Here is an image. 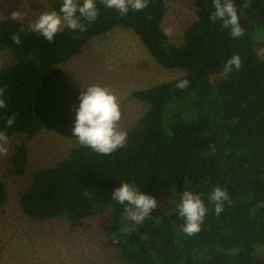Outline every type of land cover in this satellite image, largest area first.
Instances as JSON below:
<instances>
[{
    "label": "trees",
    "instance_id": "1",
    "mask_svg": "<svg viewBox=\"0 0 264 264\" xmlns=\"http://www.w3.org/2000/svg\"><path fill=\"white\" fill-rule=\"evenodd\" d=\"M62 1H54L59 11ZM244 35L233 38L219 20L209 21L212 0H195L196 18L176 45L161 27L170 0H148L141 11H118L96 0L99 15L84 32L67 27L49 43L27 24L0 19V52L10 51L16 61L0 68L5 109H0V130L8 137L30 138L42 129L75 138L72 128L79 93L60 64L79 54L93 36L117 25L133 30L155 62L178 68L183 74L153 86L134 90L133 96L149 103L138 123L127 131L125 147L100 155L79 143L57 164L32 173L19 195L22 212L32 218L66 216L73 226L111 205V217L102 225L107 244L127 264H264V58L256 50L264 30V0H233ZM85 23H87L85 21ZM23 26L20 44L11 37ZM239 54L241 67L227 76L224 63ZM217 74L215 80L211 76ZM189 85L180 90L179 80ZM15 114L11 127L6 119ZM11 173L21 176L28 164L26 144L16 145ZM121 181L135 184L155 198L164 195L165 210L156 208L136 224L124 216V205L111 199ZM219 186L227 190L216 215L209 201ZM183 191L199 194L208 212L201 231L188 236L178 205ZM0 178V207L7 200ZM1 262V239H0Z\"/></svg>",
    "mask_w": 264,
    "mask_h": 264
},
{
    "label": "rangeland",
    "instance_id": "2",
    "mask_svg": "<svg viewBox=\"0 0 264 264\" xmlns=\"http://www.w3.org/2000/svg\"><path fill=\"white\" fill-rule=\"evenodd\" d=\"M54 1L62 0H0V19H11L13 12H19L22 19L17 21L29 26L41 12L53 10ZM196 10L195 0H170L161 27L172 28V35L168 36L171 42H184V31L195 18ZM259 33L264 34V30L257 28L254 38ZM255 47L264 58L263 36ZM15 61L12 52H0V68ZM59 66L73 88L98 84L112 89L120 100L119 127L123 130L133 128L149 108L148 102L133 96L134 90L183 74L181 69L158 65L133 30L122 25L91 37L79 54ZM220 77L214 74L211 79ZM9 141L8 155L0 156V178L8 191L7 200L0 207V264H127L117 249L107 244L102 227L111 217V205L76 226L66 216L39 219L28 217L21 210L19 195L28 188L32 173L65 158L78 144L77 139L42 129L30 138L15 134ZM21 142L28 150V164L23 175L15 176L11 173V155ZM165 206L162 194L155 215L162 214Z\"/></svg>",
    "mask_w": 264,
    "mask_h": 264
},
{
    "label": "clouds",
    "instance_id": "3",
    "mask_svg": "<svg viewBox=\"0 0 264 264\" xmlns=\"http://www.w3.org/2000/svg\"><path fill=\"white\" fill-rule=\"evenodd\" d=\"M105 7L118 11L121 16L127 15L129 11H141L147 7L148 0H102ZM214 11L209 14V21L219 20L221 26L230 30L233 38L244 35V29L239 22V15L233 0H212ZM247 7V0L242 5ZM99 10L96 0H62L59 11H43L30 23L32 32L39 33L49 43H54V37L67 27L73 32H84L87 24L96 21ZM195 16V15H194ZM197 20L199 17L195 16ZM11 19H22L19 12H13ZM85 21L87 23H85ZM166 36L172 35V28H164ZM21 34L25 29L21 26L11 39L15 44H20ZM241 67L239 54L230 57L223 66L222 74L227 76L235 68ZM187 79L179 80L175 87L183 90L187 88ZM5 89L0 88V109H5ZM79 105L75 108V121L72 134L77 142L90 148L100 155H111L120 148L125 147L127 142V131L119 127L122 118L119 97L107 86L92 84L81 89L79 93ZM16 115L9 116L5 121L6 127H11ZM9 137L6 131L0 130V156H7L9 150ZM111 199L120 205H124V216L136 224L142 223L146 217L157 207L155 198L139 191L135 184L121 181L120 186L115 188ZM209 201L214 204V211L219 215L223 211L224 202L231 203L227 190L216 186L209 195ZM208 212L204 201L199 194L192 191H183L178 205L179 217L183 218V232L188 236L195 235L201 231V225Z\"/></svg>",
    "mask_w": 264,
    "mask_h": 264
}]
</instances>
